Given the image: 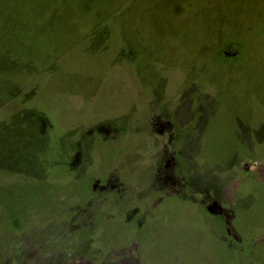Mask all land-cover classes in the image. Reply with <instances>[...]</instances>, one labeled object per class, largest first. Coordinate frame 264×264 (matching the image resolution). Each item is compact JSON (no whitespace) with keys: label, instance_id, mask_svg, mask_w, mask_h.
I'll return each mask as SVG.
<instances>
[{"label":"rangeland","instance_id":"rangeland-1","mask_svg":"<svg viewBox=\"0 0 264 264\" xmlns=\"http://www.w3.org/2000/svg\"><path fill=\"white\" fill-rule=\"evenodd\" d=\"M94 3L0 0V264H264V58L232 40L264 0L187 1L159 29L145 0Z\"/></svg>","mask_w":264,"mask_h":264},{"label":"trees","instance_id":"trees-1","mask_svg":"<svg viewBox=\"0 0 264 264\" xmlns=\"http://www.w3.org/2000/svg\"><path fill=\"white\" fill-rule=\"evenodd\" d=\"M117 1L118 0H95L94 4L103 5V6H105V8L107 10H109L110 6L117 5ZM187 1L188 2H193V0H179V2L176 5L180 9V12L177 13L174 10H172V8H171V6H173V0H145V3L147 5H149L150 7H152V10H154L152 12V14L156 15V19H155V17H153V15L150 16L148 19L155 20L158 23L157 25H159V26L156 29H159L162 26L165 27V26H168V25L176 24L175 22L179 21L180 18L183 17L182 16L183 15V11H186L189 8V6L187 4ZM154 2H156L157 4L153 5ZM74 7H78V5L77 6L73 5V7H72L73 11H75ZM120 7L122 8L121 4H120ZM93 8L94 9L93 10L91 9L90 12H88V10L86 11V14L82 18V20H81V17H79L80 13L76 14L77 13L76 12L73 15L74 23L79 24L82 21L83 24L86 23L87 25H89V24L90 25L103 24L105 22L106 18L104 17L103 14H101V13H99L97 11L98 8L96 6L93 7ZM249 14H250V12H249ZM57 15H60V14H57ZM233 16H235V15H233ZM241 16L242 15L239 16V14H238L235 17V19L237 20V24L238 25L241 24V22L239 21V17H241ZM245 18L247 19V21H249V23L251 22V25L246 27V29L245 28L243 29L242 27L239 26L240 33L236 37H233L232 40H235L237 42L239 52H240V49L242 47L244 50H246V52H247V54L249 56H252V57H263L264 58V49L263 50H259L258 47L256 46V43H258L260 40L264 39V9L261 12H259V13H251L250 15L245 14ZM69 23H70V21H69ZM63 24H65V23H63ZM190 24H194L195 25L196 22L194 21V22H191ZM221 24H222V26H220V24H219L220 27H223L224 25L225 26L227 25V24H224V23H221ZM126 29L127 28H124V30H126ZM153 31L156 32L155 29H150L149 31L144 30V32L147 34L148 37H151L152 34L154 35ZM168 33L171 34V31L168 32ZM218 33H220V31L216 32V34H218ZM146 34H143V36H145ZM109 45L110 44H107L106 47L101 49V50L96 49V50H98V55L97 56H99L100 53L102 54L104 49L107 50L109 48ZM90 48L94 49L93 47H90ZM106 50L104 52H106ZM239 52H238V55H239ZM145 62L148 63L146 59L145 60L141 59V60H139L136 63H134V62L132 63L131 62V63L127 64L126 67H128V68L134 67V69L137 72H139V73L147 72V67L143 66L144 64H146ZM6 71H8V70H6ZM22 120L23 119H21L20 121L22 122ZM17 121H18V119H17ZM110 122H111L110 126L112 127V129L114 131H116V132L119 131L120 132L119 134L122 135V129H120V125L117 124L115 121H110ZM23 129H24V127H23ZM19 130L23 131L22 128H20ZM87 139L89 141V144L83 150H81L82 152H85V154H87V152H88V154H90L91 153V148H97L99 150V149L103 148V145L105 146V142L104 141H101V140H97L96 141V140H92L91 138H87ZM220 141H222V140H215V141H212V143L216 144L217 142H220ZM80 143H81V140H78L77 142H75L74 143V148H76L75 146L77 144H80ZM109 145H112V146H108L107 147V154L110 151L113 152V153H114V151L116 152L117 146H118L117 142L109 144ZM50 146H51V143H50ZM43 148H44V146H43ZM223 148H224V150H229L230 148H232V143L225 144ZM44 149L47 150L48 148L45 147ZM85 158H86V160L89 159V157H85ZM44 169H45V167H44ZM89 169H91V168L89 167ZM60 178H63V177L56 173V180H58ZM66 188H67V190H66ZM57 190L58 189H55L51 193H50V190L46 191V192H43V196H44V194H47V195L49 194L50 196H52L54 193L59 192ZM62 194L65 197L67 196V198H65V199H70V196H74V200L83 201L84 199H86L88 197V195H87V193L84 190L83 176L82 175L76 176L75 178L73 177V179L69 177L67 185L64 186V189H63L61 195ZM47 195H45V196H47ZM107 202L109 204H107V203H105V204L108 205V206L109 205L111 206L110 200H107ZM237 205H238L239 209H242L243 203L240 202V200L237 201ZM245 205L247 206V203ZM237 217H238V214L236 215V211L234 210V215H233V218H232L233 223H238V224H241L243 226V223L240 220H238Z\"/></svg>","mask_w":264,"mask_h":264},{"label":"water","instance_id":"water-1","mask_svg":"<svg viewBox=\"0 0 264 264\" xmlns=\"http://www.w3.org/2000/svg\"><path fill=\"white\" fill-rule=\"evenodd\" d=\"M243 167H244V168H248V167H249V163H247V162L244 163Z\"/></svg>","mask_w":264,"mask_h":264}]
</instances>
